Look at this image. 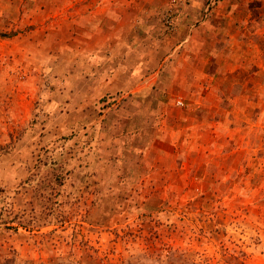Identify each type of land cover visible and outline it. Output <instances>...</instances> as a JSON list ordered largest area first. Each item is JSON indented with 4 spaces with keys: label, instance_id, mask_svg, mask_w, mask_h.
<instances>
[{
    "label": "rangeland",
    "instance_id": "1",
    "mask_svg": "<svg viewBox=\"0 0 264 264\" xmlns=\"http://www.w3.org/2000/svg\"><path fill=\"white\" fill-rule=\"evenodd\" d=\"M7 259L264 264V0H0Z\"/></svg>",
    "mask_w": 264,
    "mask_h": 264
},
{
    "label": "crops",
    "instance_id": "2",
    "mask_svg": "<svg viewBox=\"0 0 264 264\" xmlns=\"http://www.w3.org/2000/svg\"><path fill=\"white\" fill-rule=\"evenodd\" d=\"M133 1V0H132ZM154 15L151 14H141L140 17H134L133 21L135 23H137V27L138 25H143V22H146V20H153ZM132 30V29H131ZM133 36V30L130 32V34L128 35V37H121L120 36H116L114 39L110 40V45L109 47H111L112 51L109 52L110 55V62L111 64H113V67L116 68L115 69V74L113 73L112 76L114 75H118L119 74V70L123 69L124 71V79L121 80V82L124 81V83H126V85H131L133 84V79H140L138 76V72L141 69H145V68H151V67H158L159 69L161 68V65L158 60L154 59V60H143L142 57H138V60H136L134 62V59L132 57V55H134V49H132L131 45L134 43L133 38H131ZM132 40V41H131ZM180 46L176 47L179 48ZM150 51L151 49L148 48ZM102 50V49H100ZM153 50H156V46H153ZM156 57V56H155ZM157 73H154L152 75L149 76H145L143 77V81L140 82V85L135 89V91L139 90V94L143 97V99L148 98V88L149 86H154L155 84H165L166 87H170L171 85H173V82H171L169 79H167L165 76H160ZM158 77V78H157ZM164 78H166V80H168L167 82L164 81ZM110 83V82H109ZM147 86V87H144ZM142 87V88H141ZM132 92V89H131ZM159 96L160 93L159 91L154 93L153 95H151V97H149L148 99H152L154 101H159Z\"/></svg>",
    "mask_w": 264,
    "mask_h": 264
},
{
    "label": "trees",
    "instance_id": "3",
    "mask_svg": "<svg viewBox=\"0 0 264 264\" xmlns=\"http://www.w3.org/2000/svg\"><path fill=\"white\" fill-rule=\"evenodd\" d=\"M167 253L169 254V252H167ZM168 257L171 259L172 255L169 254ZM5 262H6L7 264H13V260H12V259H7Z\"/></svg>",
    "mask_w": 264,
    "mask_h": 264
},
{
    "label": "built area",
    "instance_id": "4",
    "mask_svg": "<svg viewBox=\"0 0 264 264\" xmlns=\"http://www.w3.org/2000/svg\"><path fill=\"white\" fill-rule=\"evenodd\" d=\"M168 19V18H167Z\"/></svg>",
    "mask_w": 264,
    "mask_h": 264
}]
</instances>
